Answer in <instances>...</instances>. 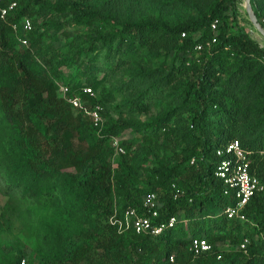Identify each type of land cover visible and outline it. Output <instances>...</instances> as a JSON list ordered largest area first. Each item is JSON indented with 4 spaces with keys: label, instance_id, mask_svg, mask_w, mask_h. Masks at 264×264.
Segmentation results:
<instances>
[{
    "label": "trees",
    "instance_id": "1",
    "mask_svg": "<svg viewBox=\"0 0 264 264\" xmlns=\"http://www.w3.org/2000/svg\"><path fill=\"white\" fill-rule=\"evenodd\" d=\"M9 1L12 0L3 3ZM14 1V12L5 20L0 18V118L12 129L8 138L0 137V179L5 196L0 204V245L4 246L5 239L22 241L29 223L30 212L15 193L38 201L55 188L58 198L73 206L78 224L100 229V235L73 245L71 236L80 230L65 228L62 251L52 264H264V190L250 198L244 208V221L229 219L223 209L233 199L223 194L222 181L214 175L219 160L216 149L237 139L247 152L251 174L264 184V47L245 31H231V23L238 19L240 0H203L209 5L203 15L173 27L145 18H126L113 32L98 35L110 47L114 39L119 45L133 47L154 41L172 44L180 54L178 68L195 76L181 101L188 113L187 153L183 159L175 154L172 165L154 169L147 178L151 185L147 191L135 188L123 167H111L110 139L117 130L106 125L103 110V126L98 132L84 114L75 112L72 116L70 105L58 92L60 83L79 91L81 87H91L94 79L89 85L78 81L71 85L56 81L51 67L36 69L31 65L34 56L44 51L40 31L29 16L33 24L30 32H16L11 25L26 16L30 2L39 0ZM250 3L264 27V0ZM74 18L77 24H93L98 19L78 13ZM197 31L199 35L195 37ZM14 36L21 45L18 38L26 39L29 46L21 51L15 49ZM197 43L203 46L198 54L194 51ZM150 86L156 93L163 90L156 81ZM137 96L134 104L141 109L148 94L140 92ZM93 102L100 104L96 92ZM73 126L86 132L88 143L84 149L70 148ZM159 128L167 129L163 122ZM120 145L125 150L119 154L123 158L128 145L123 141ZM67 167H74L75 172L65 170ZM111 183L118 190V214L128 207L143 213L142 199L153 192L159 212L157 221L165 224L174 216L175 224H165L157 235L132 230L118 234L100 217L94 193L96 187L109 191ZM198 236L206 237L212 250L193 254L188 249L190 239ZM244 239L247 243L241 249ZM223 243L231 248H220ZM4 255L0 248V264H6ZM12 256L15 260L11 264H19L21 253L13 248Z\"/></svg>",
    "mask_w": 264,
    "mask_h": 264
},
{
    "label": "rangeland",
    "instance_id": "2",
    "mask_svg": "<svg viewBox=\"0 0 264 264\" xmlns=\"http://www.w3.org/2000/svg\"><path fill=\"white\" fill-rule=\"evenodd\" d=\"M208 8V3L203 0H39L30 2V11L25 14L33 19L39 29L41 47L44 48L34 56L33 67H51L56 73V81H68L71 85L76 81L89 85L94 79L90 86L100 101L106 125L114 126L117 130L115 137L128 145L123 158L113 151L108 155V160L112 168L123 167L135 188L149 190L151 185L147 178L154 169L172 165L175 154L180 159L186 155L188 113L181 101L195 76L183 71L181 66V69L178 68L180 54L172 44L154 41L133 47L127 43L119 45L114 39L110 47L104 44L107 40H101L98 35L113 32L126 18H145L173 27L203 15ZM76 13L94 15L96 18L100 14L101 17L95 19L93 24H77L74 18ZM238 29L264 47V36L252 25L245 0H240L238 4L237 22L231 23L233 33ZM194 35L198 36L199 32H194ZM13 40L17 50L29 46V42L21 45L15 36ZM115 46L120 50L117 51ZM172 70L174 72L171 74ZM153 81L162 86V92L156 93V89L150 88ZM140 92L148 94L141 109L134 104ZM68 111L75 116V111L70 107ZM162 122L166 131L159 128ZM0 124V137L8 138L12 129L2 118ZM69 139L72 150L84 149L88 143L86 132L75 126L69 132ZM123 160L127 162L124 164ZM65 170L75 172L74 167ZM2 187L0 179V204L5 200ZM117 192L114 183L106 192L101 187L94 189L98 213L105 221L119 209L115 204L119 198ZM15 197L21 199L30 216L22 241L13 243L12 239H5L4 246L2 243L0 245L1 250L5 251L6 264L15 260L13 248L21 253L19 264H52L62 251L61 236L65 228L76 227L80 230L71 236L73 245L100 235V229L78 224L73 206L66 199L58 198L60 196L55 188L43 194L38 201L31 197H20L18 193H15ZM220 248L231 247L223 243Z\"/></svg>",
    "mask_w": 264,
    "mask_h": 264
},
{
    "label": "built area",
    "instance_id": "3",
    "mask_svg": "<svg viewBox=\"0 0 264 264\" xmlns=\"http://www.w3.org/2000/svg\"><path fill=\"white\" fill-rule=\"evenodd\" d=\"M3 2L4 0H0V18L5 20L8 15L14 12L17 3L14 0L6 3ZM215 25L216 21L212 22L211 28L214 29ZM11 27L16 32L20 30L23 33H27L33 29V24L29 17L23 16L18 23H13ZM181 35L183 36L184 33H181ZM18 39L23 45H26V39ZM214 40L213 38L212 41ZM202 48L201 43L194 45L196 54ZM58 92L70 105L72 110L87 116L93 125L98 128V132L101 131L103 126L102 107L99 103L93 102L95 92L91 87L84 86L79 91H72L68 84L60 83L58 85ZM110 144L114 153L122 154L125 152L117 137L112 136ZM215 154L219 157V160L216 163L214 175L222 181L223 194L233 199V202L223 209V213L229 219L244 221L245 206L256 192L264 190V184L255 175L251 174L247 152L237 139H232L225 146L217 148ZM172 186L174 185L172 184ZM177 192L178 190L176 189L175 193L177 194ZM142 209L144 210L143 213H139L134 207L126 208L121 214L114 211L109 216L108 222L115 228L118 234L132 230L136 234L150 233L152 235L159 234L165 224L168 227H172L176 222V217L174 216L170 217L165 224L157 221L159 212L156 196L153 192H148L144 195ZM246 243L247 239H244L240 244V248L244 249ZM188 249L193 254H198L212 250V244L204 236L193 237L190 239ZM169 259L173 261V256H170Z\"/></svg>",
    "mask_w": 264,
    "mask_h": 264
},
{
    "label": "water",
    "instance_id": "4",
    "mask_svg": "<svg viewBox=\"0 0 264 264\" xmlns=\"http://www.w3.org/2000/svg\"><path fill=\"white\" fill-rule=\"evenodd\" d=\"M245 6L252 25L259 33H261L264 36V28L261 26V24L257 20L254 11L252 10L250 0H245Z\"/></svg>",
    "mask_w": 264,
    "mask_h": 264
}]
</instances>
